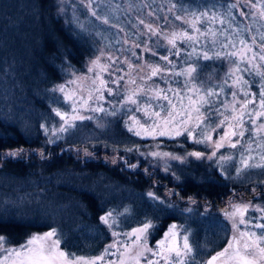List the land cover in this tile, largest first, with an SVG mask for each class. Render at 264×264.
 <instances>
[{
  "label": "rangeland",
  "instance_id": "1",
  "mask_svg": "<svg viewBox=\"0 0 264 264\" xmlns=\"http://www.w3.org/2000/svg\"><path fill=\"white\" fill-rule=\"evenodd\" d=\"M74 1L88 11H97L102 4L105 14V7H111L113 11L107 19L108 28L103 26L105 31L100 24L101 20L88 19L90 23L84 28H92L102 45L97 54L87 61L83 70H67L68 75L64 81L53 89L52 113L50 112L52 122L46 128L51 145L57 144L59 138L74 128L78 121L91 119L100 125L105 118L122 116L129 131L148 140L145 146L156 144L146 151L138 150L137 155L126 153L125 156L126 159L136 162L135 168H138L142 160L146 162L145 169L155 181L152 183L151 196L156 205L164 208L186 203L184 209H187L197 203V200L192 198H181L176 186L159 180L162 177L175 184L180 181L177 172L172 169L175 162L181 164L203 157L215 158L216 162L223 164L232 160L233 163L237 162L236 170L240 174H243L245 169L264 167V105L261 104V94L264 93L263 0H258L253 6V10H256L253 14L256 24H252L245 32L242 27L233 23L232 20L235 19L232 13L224 12V9L204 7L208 10V15L195 19L192 13L200 16L198 3L194 4L195 7H189L193 3L181 7L185 2L178 4L173 0H62L65 5ZM212 2L215 4V0ZM245 4L247 6L243 3L242 6L247 7L252 14L250 4ZM19 6L22 9H30V3L24 0ZM179 10L183 12L179 13ZM30 13V17L36 19V14L32 11ZM112 20L117 24L118 21L126 24L128 32L121 25L123 29L115 26ZM83 21L85 20L76 18V24L84 25L86 22ZM141 21L144 23L141 24ZM257 23H261V26ZM147 26H151L153 31H149ZM193 28L192 32L196 31L199 35L189 33ZM189 36L192 39H189ZM173 37L182 44L183 50L191 42L196 44V48L181 51L172 45ZM34 41L32 38V44ZM205 53L209 59L203 58ZM163 57L167 59H162ZM212 59L217 65H207L212 64L208 63ZM223 62L225 64H222ZM5 64L4 70L9 69L8 62ZM190 65L197 69L191 77L180 74ZM224 65L227 68L224 69ZM153 69H159L156 75L152 74ZM199 71L205 74L201 75ZM198 78L201 82L197 81ZM216 79L219 81H213ZM7 80L9 79L0 75V81ZM61 86L63 91L59 90ZM209 91L215 94L206 96ZM57 112L61 115H57ZM156 113H159V116ZM62 128L67 130L61 131ZM188 130H191V135ZM177 131L181 134L176 135ZM161 132L164 134L161 135ZM175 136L185 137L192 143L202 140L203 142L198 144L204 145L209 152H200L202 156L197 158L190 155L197 151L186 155L174 154L159 146L161 142L158 139ZM208 136L211 137L210 140L207 139ZM217 144L221 146L217 148ZM46 145L32 154H46ZM71 153L75 161L82 162L83 165L96 159L109 165L126 163L118 151L110 148L103 151L102 155L83 148L75 149ZM23 155L25 152L22 151L21 156ZM25 156H31V152ZM257 184L259 185L233 188L231 193L221 200L219 211L229 222L230 231L226 248L233 243L234 237L239 238L241 243H234L233 248L223 257L218 256V253L208 257L203 264H208L214 256L217 259L212 261V264H239L235 253L239 248L240 254L243 255L244 242L253 245L255 264H264V254L256 248L257 244L264 247V241L258 239L264 234V228L256 227L257 224H264V181ZM237 207L242 210V216L236 212ZM129 208L122 211L112 210L105 214H111L106 225L114 231L113 241L107 246V252L105 249L95 257H83L85 260L103 256L104 259L96 261V264H173L171 259L166 262L162 257L169 256L168 247H182L183 237L186 235L192 249L185 257L186 264H198L196 245L193 241L195 231L192 226L173 222L154 240L153 234L159 222L154 224L150 220H142L131 224L127 222ZM233 213H236L235 216ZM241 219L244 223H240ZM145 224L151 226L143 233L136 231ZM234 224L236 227H233ZM172 225H176L175 240L169 234ZM50 231L52 230L32 233L18 245L9 243L5 238L0 244V264H21V260H26L31 254L30 249H39L42 246L47 248L53 240H60L55 230L56 236L50 240L36 239L33 244H28L33 237L42 238ZM241 232L245 233L242 238ZM166 234H169L167 240ZM137 236L140 238L137 239ZM161 241H165V245L162 246ZM59 250L63 251L61 244ZM10 252L12 255H9ZM16 252H20L21 256L17 257ZM75 257L82 256L68 255L69 259Z\"/></svg>",
  "mask_w": 264,
  "mask_h": 264
},
{
  "label": "trees",
  "instance_id": "2",
  "mask_svg": "<svg viewBox=\"0 0 264 264\" xmlns=\"http://www.w3.org/2000/svg\"><path fill=\"white\" fill-rule=\"evenodd\" d=\"M21 1L0 0V75L9 79L0 81V235L18 245L32 233L55 229L66 254L95 257L113 241L114 231L100 217L130 206L127 222H159L154 240L173 222L192 226L198 264L222 252L229 242L230 231L229 222L219 211V203L233 188L263 182L264 167L245 169L240 174L236 170L237 162L232 160L223 164L215 158L203 157L181 164L175 162L172 169L180 181L175 184L162 177L159 180L176 186L181 198L195 199L198 204L187 209H184L186 203L164 208L156 205L149 195L155 181L145 169L146 162L142 160L135 168L132 165L136 162L125 156L126 153L135 155L138 150L146 151L156 144L145 146L148 140L129 131L122 116L105 118L100 125L91 119L78 121L57 144L51 145L46 128L52 122L53 89L64 81L67 70H83L102 45L92 28H84L90 23L88 19L101 20L102 27L108 28L107 19L113 10L105 7V14L102 4L97 11H88L75 1L65 5L62 0L60 3L58 0H24L30 3V9H22ZM173 1L185 2L181 7L188 3H193L189 7H195L198 3L199 13L207 12L208 7L230 11L235 19L233 23L244 32L256 24L253 6L258 0H215V4L212 0ZM242 3L250 4L252 14ZM30 11L36 14V19L30 17ZM75 16L86 23L76 24ZM31 19L33 22H29ZM115 20H112L115 26L124 27L128 32L126 24L118 21V25ZM171 42L181 51L196 48L191 42L183 50L174 37ZM213 60L207 65H217ZM5 62L9 64L7 73ZM158 141L162 149L174 154L209 152L204 145L189 142L185 137H163ZM44 145L48 147L46 154H32L42 150ZM78 148L96 151L98 155L108 148L114 149L126 163L109 165L96 159L83 165L76 162L71 153ZM17 150L25 155L31 152V156L7 155Z\"/></svg>",
  "mask_w": 264,
  "mask_h": 264
},
{
  "label": "snow or ice",
  "instance_id": "3",
  "mask_svg": "<svg viewBox=\"0 0 264 264\" xmlns=\"http://www.w3.org/2000/svg\"><path fill=\"white\" fill-rule=\"evenodd\" d=\"M193 17L195 19H200L202 16H207L208 13L207 12H201L200 16H197L196 13H192ZM177 19H181V17H177ZM141 24L144 23V21L140 22ZM149 28V31H153L151 29V26H147ZM194 27V25H193ZM189 39H192V37H188ZM204 59H209L210 57L207 56V54H204ZM162 59H167L166 57H163ZM262 59H264V57H262ZM8 69H5V73H7ZM159 71V69H153V75H156L157 72ZM197 71L196 67L194 65H190L187 69L184 70V72L180 73V74H187L189 77H191L195 72ZM60 91H63V86L60 87L59 89ZM215 93L212 91H209L206 93V96H212ZM165 99H167V97H164ZM204 98H202L203 100ZM135 102V101H133ZM206 102V101H205ZM86 103V102H85ZM261 104L264 105V93L261 94ZM96 110H103V109H96ZM57 115H61V113L57 112ZM157 116H159V113H156ZM62 118H64L62 116ZM75 118V117H74ZM80 119H84V117H79ZM67 123V121H66ZM167 123V121H166ZM182 123H184L182 121ZM71 125H69L70 127ZM66 128H62L61 131H66ZM187 130V129H186ZM189 135H191V130H188ZM139 134V133H137ZM161 135H163L164 133L161 132ZM180 131L176 132V135H180ZM242 134V133H241ZM208 140L211 139L210 136L207 137ZM197 142H203L202 140H197ZM221 145L217 144L216 147L219 148ZM233 147H235V145L233 144ZM7 155L9 156H19L22 155V150H17V151H13V152H9L7 153ZM190 155L195 156L197 158H201L202 154L200 152H193L190 153ZM213 155H215V153H213ZM246 164V162H245ZM133 167H135V165H132ZM247 166V165H246ZM149 195H153L152 193H149ZM247 206H245L246 209ZM236 212L240 213L241 216L243 215L242 210L237 207ZM236 213H233L232 215L235 216ZM111 214L109 213L108 215L105 216H101L100 219L103 223L108 224L109 223V219H110ZM240 223H244V220L241 219ZM151 225L150 224H145L143 226V228L136 230L137 232L143 233L145 232ZM233 227H236V225L234 224ZM256 227L259 228H264V224H257ZM176 225H172L169 229V234L171 235V238L173 240H175L176 237ZM169 234H166V240L168 239ZM245 233L241 232L240 233V237H244ZM254 235V234H253ZM56 236V231L55 229H53L52 231L48 232L45 234L44 237L42 238H38V237H33L32 240L28 241V244L31 245L33 244V242L36 239H51L52 237ZM140 237L137 236V239H139ZM258 239L264 241V234L261 235V237H259ZM5 238L0 235V244H2L4 242ZM161 245H165V241H161L160 242ZM235 244H240L241 240L237 237L233 238V243H230L228 248H226L224 250V252L222 253H218L217 255L220 257L225 256L229 249H232L233 246ZM59 244H60V240L56 239L53 240L51 245L47 248L45 247H41L39 249H30V255H28L26 260H21V264H96V261L100 260L102 261L104 259L103 256L100 257H96L94 260H85L83 257H75L74 259H69L68 258V254H66L63 251L59 250ZM111 247V246H110ZM256 248L259 249V252L261 254H264V247H259V244L256 245ZM15 251V250H13ZM169 256H165L162 257L163 259H165V261L167 262L169 259H171L173 261V264H186L185 261V257L191 253L192 249L191 246L188 243V237L185 235L183 237V245L182 247L179 245H174L171 247H168L167 249ZM254 249H253V245L249 244L247 242L243 243V255L240 254V249L237 248L236 249V253L235 255L239 258V264H255V259H254ZM105 252H107V249L105 250ZM17 257L21 256L20 252H16L15 253ZM9 255H12V252L9 253ZM7 259V257L5 258ZM217 259L216 256L212 257V261H215ZM212 261H209L208 264H212ZM151 264V262H150ZM157 264H159V262H157Z\"/></svg>",
  "mask_w": 264,
  "mask_h": 264
}]
</instances>
